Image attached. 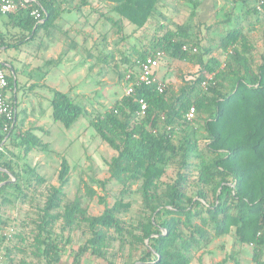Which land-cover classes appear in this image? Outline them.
Returning a JSON list of instances; mask_svg holds the SVG:
<instances>
[{"label": "trees", "instance_id": "obj_1", "mask_svg": "<svg viewBox=\"0 0 264 264\" xmlns=\"http://www.w3.org/2000/svg\"><path fill=\"white\" fill-rule=\"evenodd\" d=\"M74 1L39 0L41 22L28 14V8L18 10L15 15L5 14L21 31L16 37L17 44L34 38L39 30L53 28L62 12L78 10L89 2L78 0L70 7ZM107 1L115 3L112 11L117 19L112 23H119V29L126 25L134 29L143 27L159 2ZM254 2L255 6L246 11L255 14L256 22L264 23V0ZM174 25L164 30L160 25L161 35L153 36L147 44L132 46L135 58L126 59L132 69H126L121 77L125 85L133 82L138 62L162 52L174 59L195 61L196 78L182 85L175 95H167L165 88L160 92L156 84H134L131 94H123L90 119L96 135L113 150V155L106 162L108 177L88 176V181L101 191L111 181L122 188L109 204L105 195H99L84 183L85 194L96 197L103 205L98 214H87L77 196L71 202H63L70 165L62 157L57 185L49 187L34 236L36 254L43 256L46 264H58L64 252L60 246L64 243L52 238L56 221L62 223L61 231L83 222L89 231L83 244L70 246L73 248L70 264H80L86 253L100 258L101 264H190L195 250L226 234H233L240 244L251 246L253 264H264V48L260 61L254 63L252 45L244 33L246 25L239 22L229 27L216 44L219 54L226 56L221 64L218 57L211 55L210 47L203 46L200 39L190 38V22ZM247 25L253 29V22ZM4 44L1 34L0 46ZM110 58L111 52L101 56L103 62ZM0 67L4 70L1 64ZM4 72L8 87L13 88L12 75ZM208 74H213V80L204 89L200 84L207 80ZM127 75L129 78L125 80ZM140 98L146 101L143 113L139 112ZM50 105L52 119L66 128L82 115H88L73 96L59 89H51ZM191 106L205 115L202 140L190 128V122L197 120L195 116L190 121L186 118ZM27 136L31 138L25 143L27 150L47 149L41 138L31 133ZM168 166L174 167V176L164 180ZM5 178L0 173V181ZM37 179L43 180L40 176ZM134 183H139L142 208L139 219L126 224L120 215L130 202L124 201L123 195ZM9 185L0 187V229L6 223L1 214L2 192ZM188 186H196L193 195L188 194ZM116 240L118 248L109 257L108 249ZM65 243L68 244V239ZM226 261L225 256L215 264Z\"/></svg>", "mask_w": 264, "mask_h": 264}, {"label": "rangeland", "instance_id": "obj_2", "mask_svg": "<svg viewBox=\"0 0 264 264\" xmlns=\"http://www.w3.org/2000/svg\"><path fill=\"white\" fill-rule=\"evenodd\" d=\"M79 1L75 0L69 5L70 7L76 5ZM193 0L188 2L185 0H159L157 9L153 16H151L145 25L139 29H134L132 25L122 26L119 29V23L109 26V29L103 25L97 26L95 14H101L105 17L107 12H111L110 5L103 4L100 0H89V8L78 9L77 18L68 20L69 27L65 21H60L64 24V28L69 31L68 38L77 40V37H82L87 34L84 48L88 49V53L92 54L88 57L90 64L89 73L93 74L96 70L95 65L103 64L106 73L112 74L109 76L111 82L105 83L103 81L95 82V78L89 76L88 83L85 87L86 98L81 100V105L84 106L88 115H82L71 127L66 128L60 122L54 121L51 116L46 119L48 134L44 136V141H48L47 149H39V155L44 154L43 163L34 167L33 171L42 178L44 182H39L36 186L35 197L32 198L31 214L27 219L32 220L35 224L39 221L40 209L43 201L52 185H57V172L59 163L62 157H65L70 165L69 181L65 188V196L63 202H71L75 196L79 197L83 207H86L87 214H98L102 211L103 205L97 202V198H89L85 194L84 183L96 189L99 195H105L106 201L111 204L121 190V185L115 181H111L106 185L105 191L97 188L96 184L88 181V176H93L96 179H105L108 177L106 162L113 155V150L102 142L96 135L95 131L89 124L98 112L109 108L112 102L119 99L125 94V83L122 73L126 69H132L128 60H133L135 55L132 46L139 47L147 44L149 40L155 35H161L163 25L164 29L173 28L176 23L187 24L191 23L190 38L200 39L203 46L212 49L211 55L216 56L221 60V64L225 63L226 56L220 55L216 50V44L220 37L228 30L229 27L235 26L237 23H244V33L247 35L252 45V58L254 63L260 61V55L264 48V23L256 22L255 14L247 12V8L255 6L254 0ZM90 9V11H88ZM97 9V10H96ZM96 10V11H95ZM93 11V13H92ZM81 13V15H80ZM93 15H92V14ZM88 16L86 27H82L83 17ZM98 16V15H97ZM117 16V15H115ZM229 19V21H227ZM247 22H253V29H249ZM199 23V27L195 28L194 24ZM109 24H111L109 22ZM124 36V37H123ZM123 37V40L120 38ZM51 41V26L47 30H40L35 36L36 44L39 42ZM119 40V41H118ZM77 42V41H76ZM33 45L29 44L26 51L30 52ZM113 53V58L107 59V62H97L94 56H104L105 52ZM165 57L160 58V64ZM95 64V65H94ZM168 68L173 66L172 77L169 81L163 82V86L167 95H175L179 93V89L187 82H192L198 74L197 64H165ZM135 68V67H134ZM133 68V69H134ZM136 69V68H135ZM90 74V75H91ZM117 74V75H116ZM162 74V73H161ZM115 75L117 77H115ZM160 77H163L160 75ZM213 74H208L207 80L200 84L202 88L212 82ZM211 79V80H208ZM63 90V86H61ZM48 100H44V106L50 108L51 91L46 93ZM194 118L197 120L190 122V128L195 130V136L202 140L205 135L203 129L204 114H198L195 110ZM190 121V120H189ZM41 157H39V161ZM175 169L173 166H168L165 170L163 179L170 180L174 176ZM32 184H37L33 182ZM139 183H134L130 186L128 192L124 193L123 200L130 202L129 208L120 215V218L126 223H135L140 217L142 208L141 196L138 192ZM196 186H188L187 191L189 195H193ZM62 210V209H60ZM62 223L56 221L53 225L52 238L61 240L64 244V252L58 264H70L73 254V248L85 242L89 236V231L86 224L83 222L79 226L60 230ZM51 236V226L48 227ZM36 229V228H35ZM34 228L32 231H36ZM68 239V244L65 240ZM35 240L31 243H26L22 248L28 249L31 253L24 254V258L32 264H46L43 256L36 254ZM119 241H114L108 249V255L111 257L112 252L116 251ZM70 246L73 247L70 249ZM251 246L240 244L233 234H226L218 238L212 239L207 246L195 250L192 253V260L190 264H215L216 262L227 257L226 264H253L251 261ZM26 256V257H25ZM80 264H101L100 258L91 256L89 253L81 257Z\"/></svg>", "mask_w": 264, "mask_h": 264}, {"label": "crops", "instance_id": "obj_3", "mask_svg": "<svg viewBox=\"0 0 264 264\" xmlns=\"http://www.w3.org/2000/svg\"><path fill=\"white\" fill-rule=\"evenodd\" d=\"M100 1L110 5L112 13L107 12L105 17L94 13V17L96 16L97 26L103 25L109 29V26L115 25L112 22L117 19L112 11L115 3ZM89 4L88 2L82 5L81 11L84 8L88 9ZM77 12L78 10L75 9L62 12L51 28V41H41L37 44L35 37L17 44L16 37L21 33L20 29L6 15H0V35L4 36L6 42L0 46V64L12 75L14 83L13 88L9 87L6 90L5 96L16 110L14 120L6 130L3 122L0 121V173L6 176L0 183L1 186L10 184L2 192L4 203L1 204V214L6 223L0 230L12 229L8 240L0 237L2 264H32L28 262L29 258H24V254L31 253V250L29 252L22 247L26 243H31L37 234L36 224L32 220L29 221L27 216L31 214L30 206L32 198L36 195V186L45 180L43 178L38 181L39 176L33 169L43 163L45 156L39 155L37 147L27 150L25 143L31 141L27 136L31 133L41 138L47 146L49 144L48 141H44V136L49 131L48 123L45 121L51 116V105L48 108L40 102L48 100L46 97L48 91L53 88L62 90L61 86H63L62 91L68 92L75 102L81 105V100L86 98L85 87L89 76L95 78L96 83L103 80L105 83L111 82L109 76L112 74L106 73L107 69L105 70L103 64L99 66L94 64L95 72L89 73V67L93 64H90L88 59L92 54L89 56L88 49L84 48L87 34L81 38L77 37V40L68 38L69 31L60 23L65 21L69 27L68 20L76 19ZM83 19L81 26L86 27L85 21L88 16H84ZM11 43L17 45L11 46L9 45ZM29 44L33 45L30 52L26 51ZM164 57L165 60L161 63L164 65H159L156 69L157 77L164 82L169 81V77L173 74V66L168 68L165 64H197L191 60L174 59L167 55ZM94 58L97 62L105 63L101 60V56ZM137 70L136 68L135 72ZM39 157H41L40 162H38ZM33 182L37 184H32ZM15 183H18L17 187L14 186ZM33 228L36 231H32Z\"/></svg>", "mask_w": 264, "mask_h": 264}, {"label": "built area", "instance_id": "obj_4", "mask_svg": "<svg viewBox=\"0 0 264 264\" xmlns=\"http://www.w3.org/2000/svg\"><path fill=\"white\" fill-rule=\"evenodd\" d=\"M29 9L28 14L33 17L36 22L42 21V8L39 0H0V15L9 13H16L18 10ZM162 52H157L154 56H148L144 60L138 62V71L136 73L135 80L128 81L125 87V94H131L133 92L134 84H156L157 89L163 91V82L157 77L156 69L159 66L160 58L163 57ZM129 78L126 76L125 80ZM8 82L5 76L4 70L0 67V121L3 122L5 130L10 127L15 117V107L7 100L5 96L6 90H8ZM140 106V113H143L146 108V101L143 98L138 100ZM195 109L191 106L186 112L187 120H191L194 117ZM12 233V229L8 231L0 230V237L8 240ZM3 256L0 250V264H2Z\"/></svg>", "mask_w": 264, "mask_h": 264}, {"label": "water", "instance_id": "obj_5", "mask_svg": "<svg viewBox=\"0 0 264 264\" xmlns=\"http://www.w3.org/2000/svg\"><path fill=\"white\" fill-rule=\"evenodd\" d=\"M0 186H1V183H0Z\"/></svg>", "mask_w": 264, "mask_h": 264}]
</instances>
